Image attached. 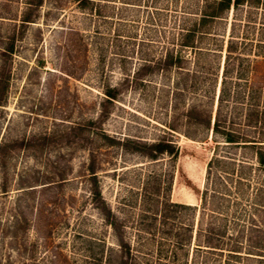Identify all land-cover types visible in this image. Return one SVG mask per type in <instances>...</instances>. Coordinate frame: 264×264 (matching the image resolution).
<instances>
[{"label": "rangeland", "instance_id": "1", "mask_svg": "<svg viewBox=\"0 0 264 264\" xmlns=\"http://www.w3.org/2000/svg\"><path fill=\"white\" fill-rule=\"evenodd\" d=\"M211 2L0 0V49L13 45L0 54V264H188L170 236L196 224L214 151L255 161L187 116L200 110L212 125L231 36L250 76H230L238 84L223 113L264 138L234 96L246 78L264 86V0L198 27L182 47ZM160 138L175 157H149L145 144ZM248 182L227 217L250 223L264 251V170ZM165 202L190 207H169L164 221Z\"/></svg>", "mask_w": 264, "mask_h": 264}, {"label": "trees", "instance_id": "2", "mask_svg": "<svg viewBox=\"0 0 264 264\" xmlns=\"http://www.w3.org/2000/svg\"><path fill=\"white\" fill-rule=\"evenodd\" d=\"M249 1L251 0H212L211 4L202 11L199 21L193 28L181 33V46L191 47L197 29L204 28L208 22L220 18L221 15L231 9L237 10L240 6L248 4ZM260 28L264 29V23L261 24ZM237 48L236 39L231 36L226 46L217 110L212 125L210 114L206 115L204 120L197 116L198 113L201 114L202 111L200 112V110L190 109L187 111V116L195 122H201L212 128L215 138L219 136L222 139L215 140L217 145L219 142H223L224 146L249 148L255 161L237 160L235 157L227 158L225 155L219 154L217 150L214 151L207 163L200 205L193 206V209L198 213L196 224H183L181 225L182 230L174 231L170 236L173 247H175V254L179 252L184 254L188 264H247L243 260L253 261L251 258L255 257L257 261L264 264V255L259 254L264 252L261 247V238L253 236L251 224L245 226L244 224L248 222L242 221L244 222L242 223L238 217L234 216L227 217L231 207L239 203V196H242L244 185L249 183L255 167L264 170V138L253 137L247 133L248 130L242 129V127L238 130L232 128L233 125H229L227 122V113H223V108L229 104V100L233 97L231 87L238 84L236 81L232 82L230 76L234 72L238 76H250L245 71L243 57L235 53ZM12 50L13 45L10 44L0 49V54L11 55ZM170 58L172 59V57ZM251 61L253 62L252 66L248 67L252 68V73H257L256 68L260 62L254 59ZM237 65L239 68L236 71L234 69ZM249 82L250 79L246 78L245 86L247 85V87L240 91L236 90L234 96L236 99L245 100L247 103L243 116L247 122V127L250 130L257 129L264 134V86L251 87ZM1 90L0 92H2ZM1 102L3 101L0 100ZM145 147L151 159H157L163 153L171 154L173 157L178 153L177 146L166 138L145 144ZM258 190L260 189H257L256 192ZM257 197L258 195L255 193V199ZM169 207L187 208L190 206L182 203L165 202L160 210L164 221L168 219ZM234 213L236 214V211ZM120 246L123 249L126 248L127 253H129V246L124 244Z\"/></svg>", "mask_w": 264, "mask_h": 264}]
</instances>
